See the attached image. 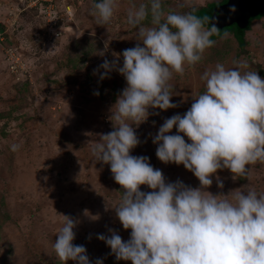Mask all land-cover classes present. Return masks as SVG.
Instances as JSON below:
<instances>
[{
  "label": "rangeland",
  "instance_id": "rangeland-1",
  "mask_svg": "<svg viewBox=\"0 0 264 264\" xmlns=\"http://www.w3.org/2000/svg\"><path fill=\"white\" fill-rule=\"evenodd\" d=\"M220 1L163 4L165 11L186 12ZM93 2L0 0V264H63L52 247L63 223L61 215L78 221L73 244L86 248L91 264L97 259L103 264H132L117 260L97 239L113 229L127 241L131 229H123L115 214L123 189L114 181L110 165L94 160L90 150L101 134L113 130L111 109L126 81L115 70L101 79L104 69L96 73L94 69L136 45L127 11L131 4L148 0H116L113 17L104 26L91 15ZM180 2L186 5L183 9L177 8ZM235 28L216 34L214 46L194 66L186 64L183 75L173 73L169 85L177 107L149 108L147 120L133 125L140 143L130 154L148 157L167 182L200 186L182 164L161 162L152 140L165 119L184 114L193 96L204 91L202 73L214 70L217 63L230 68L234 59H246L248 70L264 78V15L251 21L243 45L235 38ZM122 63L121 57L119 66ZM168 134H176L175 126ZM13 144L19 145L17 151L11 150ZM246 168L247 177L218 170L206 190L227 194L251 187L264 194V163ZM140 190L152 191L146 185Z\"/></svg>",
  "mask_w": 264,
  "mask_h": 264
},
{
  "label": "clouds",
  "instance_id": "clouds-1",
  "mask_svg": "<svg viewBox=\"0 0 264 264\" xmlns=\"http://www.w3.org/2000/svg\"><path fill=\"white\" fill-rule=\"evenodd\" d=\"M185 6L177 4L180 9ZM116 7V0H94L91 15L104 26ZM236 10L233 4L230 11ZM126 21L136 32V45L94 69H104L101 79L117 71L126 87L111 109L113 130L101 134L90 150L94 160L110 165L114 181L123 189L115 214L131 232L127 241L113 229L97 239L117 260L132 264H264V194L251 187L227 194L206 190L218 170L247 177L246 165L264 163V78L248 70L246 59H234L230 68L217 63L214 70L202 73L204 91L193 96L184 114L165 119L152 140L161 162L182 164L200 186L167 182L148 157L130 154L140 143L133 125L147 120L149 108L177 107L169 85L173 73L183 75L186 64L199 62L214 46L218 29L206 27L208 17L197 16L194 9L165 11L163 0L131 4ZM174 126L176 134L169 135ZM18 148L11 146L12 151ZM216 179L222 189L223 182ZM141 185L152 191H141ZM61 216L52 245L56 256L63 264H91L86 248L73 244L78 221Z\"/></svg>",
  "mask_w": 264,
  "mask_h": 264
},
{
  "label": "water",
  "instance_id": "water-1",
  "mask_svg": "<svg viewBox=\"0 0 264 264\" xmlns=\"http://www.w3.org/2000/svg\"><path fill=\"white\" fill-rule=\"evenodd\" d=\"M236 6V12L230 8ZM264 15V0H226V2L213 7L208 17V27L215 25L219 31L235 26L244 29L251 18Z\"/></svg>",
  "mask_w": 264,
  "mask_h": 264
},
{
  "label": "trees",
  "instance_id": "trees-1",
  "mask_svg": "<svg viewBox=\"0 0 264 264\" xmlns=\"http://www.w3.org/2000/svg\"><path fill=\"white\" fill-rule=\"evenodd\" d=\"M224 2H226V0H221L219 3H211V4H209V5H208L207 7H205V8L198 9V10H194V14H196L197 16L203 18L204 16H207V13H205L206 11L209 12L213 7H215V6H217V5H220V4L224 3ZM199 12H203V14H200ZM262 16H263V15L261 14V15H259V16H257V17L260 18V17H262ZM254 19H256V17L251 18V19L249 20L247 26H246L244 29H239V28H237V27L235 28V30H236V32H235V38H236V40L238 41V43H239L240 45H243V43H244V41H243L244 33H245V31L250 27L251 21L254 20ZM206 27H208V26L206 25ZM209 28H210V27H209ZM224 30H225V29H224ZM224 30H222V31H219V30H218V33H221V34H218V35H222V34H224V33H225ZM218 35H215V36L213 35L212 39H215V38L219 37Z\"/></svg>",
  "mask_w": 264,
  "mask_h": 264
}]
</instances>
